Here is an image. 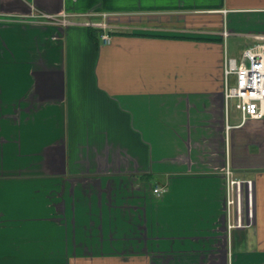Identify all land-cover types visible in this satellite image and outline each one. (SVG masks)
I'll use <instances>...</instances> for the list:
<instances>
[{
	"label": "crops",
	"instance_id": "obj_1",
	"mask_svg": "<svg viewBox=\"0 0 264 264\" xmlns=\"http://www.w3.org/2000/svg\"><path fill=\"white\" fill-rule=\"evenodd\" d=\"M260 34L264 0H0V264H264V119L223 94ZM227 164L254 181L246 229Z\"/></svg>",
	"mask_w": 264,
	"mask_h": 264
},
{
	"label": "built area",
	"instance_id": "obj_2",
	"mask_svg": "<svg viewBox=\"0 0 264 264\" xmlns=\"http://www.w3.org/2000/svg\"><path fill=\"white\" fill-rule=\"evenodd\" d=\"M87 15L68 13L32 12L30 22L55 25L57 27L86 26L103 31L101 39L104 43L112 42L113 36L108 32L110 26L106 20L94 21L86 19ZM85 17V19H83ZM105 17V16H104ZM224 36L228 32L224 31ZM259 42L244 50L240 58L227 54L223 61V94L227 105L233 102L241 115V123L251 119H264V35L255 37ZM226 177V210L229 230L246 229L253 224L252 201L254 181L239 178L227 164L223 170ZM154 192L162 195L164 188L157 187Z\"/></svg>",
	"mask_w": 264,
	"mask_h": 264
},
{
	"label": "rangeland",
	"instance_id": "obj_3",
	"mask_svg": "<svg viewBox=\"0 0 264 264\" xmlns=\"http://www.w3.org/2000/svg\"><path fill=\"white\" fill-rule=\"evenodd\" d=\"M237 41H238V44H239L240 39L235 38V37H232V38H230L228 40V43H229V47H230V51L231 52H238V51L240 52V48L238 46H236V42Z\"/></svg>",
	"mask_w": 264,
	"mask_h": 264
}]
</instances>
